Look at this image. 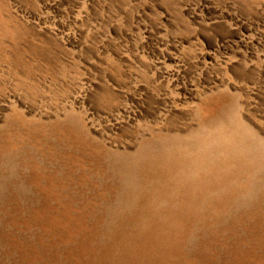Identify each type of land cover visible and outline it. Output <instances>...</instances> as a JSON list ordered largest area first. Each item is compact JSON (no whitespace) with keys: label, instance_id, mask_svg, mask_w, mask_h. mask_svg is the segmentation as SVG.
Here are the masks:
<instances>
[{"label":"rangeland","instance_id":"rangeland-1","mask_svg":"<svg viewBox=\"0 0 264 264\" xmlns=\"http://www.w3.org/2000/svg\"><path fill=\"white\" fill-rule=\"evenodd\" d=\"M0 264H264V0H0Z\"/></svg>","mask_w":264,"mask_h":264}]
</instances>
